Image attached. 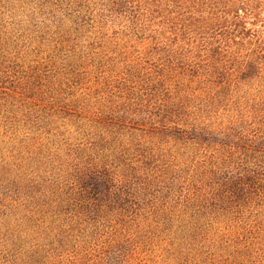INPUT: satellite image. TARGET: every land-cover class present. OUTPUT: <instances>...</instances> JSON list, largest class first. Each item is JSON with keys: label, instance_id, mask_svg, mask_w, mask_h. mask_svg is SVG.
Masks as SVG:
<instances>
[{"label": "rangeland", "instance_id": "obj_1", "mask_svg": "<svg viewBox=\"0 0 264 264\" xmlns=\"http://www.w3.org/2000/svg\"><path fill=\"white\" fill-rule=\"evenodd\" d=\"M125 27L72 22L22 47L0 32V70L15 82L0 153L38 158L43 190L107 173L119 186L99 201L105 227L90 235L98 246L111 235L114 264H264V181L261 196L242 188L250 168L264 172V80L223 87L147 72L155 51Z\"/></svg>", "mask_w": 264, "mask_h": 264}, {"label": "trees", "instance_id": "obj_2", "mask_svg": "<svg viewBox=\"0 0 264 264\" xmlns=\"http://www.w3.org/2000/svg\"><path fill=\"white\" fill-rule=\"evenodd\" d=\"M21 12L26 22H17ZM72 22L93 29L126 25L133 38L155 51L145 60L154 65L147 72L156 66L169 73L182 70L223 87L264 80V0H0L1 36L4 41L12 37L17 47L34 42L45 28ZM28 28L30 43L19 38ZM13 79L0 70V101L9 96L0 110L8 109L13 90L7 86ZM0 151L4 154L3 146ZM39 163L38 158L11 161L0 153V264H114L103 241L111 235L104 230L96 236L103 244L98 246L90 233L105 227L96 219L104 208L99 201L115 196L119 185L113 189L107 173L95 172L97 180L91 183L82 178L43 190L48 177L38 174ZM250 169L243 191L252 185L261 196L264 172Z\"/></svg>", "mask_w": 264, "mask_h": 264}]
</instances>
